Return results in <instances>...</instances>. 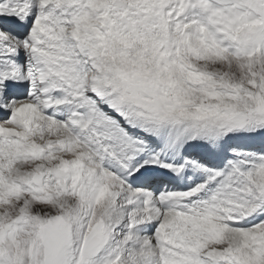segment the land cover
I'll return each mask as SVG.
<instances>
[{"label":"snow or ice","instance_id":"obj_1","mask_svg":"<svg viewBox=\"0 0 264 264\" xmlns=\"http://www.w3.org/2000/svg\"><path fill=\"white\" fill-rule=\"evenodd\" d=\"M0 264H264V0H0Z\"/></svg>","mask_w":264,"mask_h":264}]
</instances>
